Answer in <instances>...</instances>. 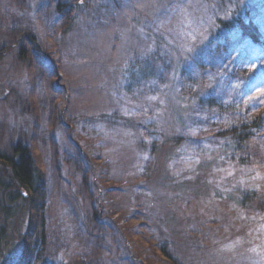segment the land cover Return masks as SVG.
I'll return each mask as SVG.
<instances>
[{
    "label": "rangeland",
    "instance_id": "1",
    "mask_svg": "<svg viewBox=\"0 0 264 264\" xmlns=\"http://www.w3.org/2000/svg\"><path fill=\"white\" fill-rule=\"evenodd\" d=\"M244 5L264 22V0H0V155L26 147L45 195L41 239L0 163L5 262L264 264V132L248 157L218 135L263 113L264 51L199 68Z\"/></svg>",
    "mask_w": 264,
    "mask_h": 264
},
{
    "label": "trees",
    "instance_id": "2",
    "mask_svg": "<svg viewBox=\"0 0 264 264\" xmlns=\"http://www.w3.org/2000/svg\"><path fill=\"white\" fill-rule=\"evenodd\" d=\"M73 8L78 10L80 5L76 3ZM261 18L257 16L251 6L244 5L237 12L230 14L227 19H218L214 34L208 37L201 47L199 68L202 71H215L211 68L215 67L216 62L221 60V64L225 68L224 73L231 77L236 71V65L243 64L247 59L258 55L257 53H262L264 51V22ZM26 36L29 38L30 43L36 46L35 42L32 41L34 38ZM236 37H239L240 40L238 41V47L233 45ZM13 50L14 47L0 48V61L10 55ZM259 78L256 77V79ZM210 101H212V98ZM256 132H264V111L251 124L231 126L222 130L218 135L232 141L234 152L242 157H248L246 147L243 149V143L254 137ZM258 140L264 142V134ZM13 152L16 159L0 155V163L7 168L10 174L8 177H10L11 183L8 187H13V194L26 204L27 212L30 214L28 224L43 239L42 209L45 205V195L43 196L42 176L39 170L32 166L26 147L17 145L13 148ZM262 154L264 157V149ZM2 183L0 181L1 185ZM239 201L241 205H244L245 200L243 197ZM34 218H36V222L32 226ZM26 254L27 252L23 250L18 264H29L30 258H27ZM0 264H8L2 259L1 254Z\"/></svg>",
    "mask_w": 264,
    "mask_h": 264
},
{
    "label": "snow or ice",
    "instance_id": "3",
    "mask_svg": "<svg viewBox=\"0 0 264 264\" xmlns=\"http://www.w3.org/2000/svg\"><path fill=\"white\" fill-rule=\"evenodd\" d=\"M80 4L83 5V4H84V0H80ZM178 7H179V6H178ZM242 46H243V45H242ZM187 50H188V51H191V49H187ZM147 51H151V49H150V48L147 49V50H146V53H147ZM146 53H145V54H146Z\"/></svg>",
    "mask_w": 264,
    "mask_h": 264
}]
</instances>
